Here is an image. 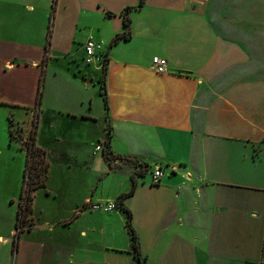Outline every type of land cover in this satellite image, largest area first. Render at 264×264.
Returning <instances> with one entry per match:
<instances>
[{
  "label": "crops",
  "instance_id": "obj_1",
  "mask_svg": "<svg viewBox=\"0 0 264 264\" xmlns=\"http://www.w3.org/2000/svg\"><path fill=\"white\" fill-rule=\"evenodd\" d=\"M140 2L0 0V108L26 138L50 38L37 144L74 170L70 192L77 169L95 157L104 167L67 218L39 225L33 204L35 224L17 250L15 212L9 233L0 227V264H141L126 214L93 208L117 200L141 169L125 158L107 163L96 149L108 123L111 154L148 163L124 201L145 264H262L264 0H145L127 11L131 36L113 42ZM90 37L100 47L89 64ZM157 55L167 72L152 69ZM158 168L165 174L153 183ZM123 169L128 184L119 186Z\"/></svg>",
  "mask_w": 264,
  "mask_h": 264
},
{
  "label": "rangeland",
  "instance_id": "obj_2",
  "mask_svg": "<svg viewBox=\"0 0 264 264\" xmlns=\"http://www.w3.org/2000/svg\"><path fill=\"white\" fill-rule=\"evenodd\" d=\"M9 117L6 115L5 110L0 108V227L2 228L1 230L5 231V234L9 233V229H11L18 212L15 210L18 208V201L22 192L24 168L27 159L26 151L23 149L27 146V137L25 138L22 135L19 139L15 138L13 143L10 142L8 130ZM15 128L19 127L16 126ZM51 162L52 167L50 168L47 186L41 187L35 192V213L33 215L39 225L47 222L50 218H67L72 209L77 207V204L85 196L89 184H91L93 173L102 171V168H104L101 160L95 157L89 162V168L84 166L81 169H77L81 180L77 185H73V187L77 188L76 192H70L69 189L72 186H68L66 178L74 170L65 168V165L68 166V164L59 155L54 154V152H52ZM119 177V186L128 184L127 169L120 171ZM110 188L114 189L107 183L105 190L109 191ZM45 189H49L51 194H46ZM114 204L118 210L119 207L116 200ZM14 226L16 225L14 224Z\"/></svg>",
  "mask_w": 264,
  "mask_h": 264
},
{
  "label": "trees",
  "instance_id": "obj_3",
  "mask_svg": "<svg viewBox=\"0 0 264 264\" xmlns=\"http://www.w3.org/2000/svg\"><path fill=\"white\" fill-rule=\"evenodd\" d=\"M56 4V0H54V6ZM145 4V0H141L139 6H133V7H128L126 12H125V29L121 33L119 32L116 34L113 42H116L118 40L122 39H128L131 36V31H130V18L127 15V11L131 10L135 7H142ZM51 36V28H49V37ZM49 40H47L46 44V56L43 59V71H42V77H41V83L39 87V93H38V103L35 108V117L33 119V127L31 129L30 134L27 135V146L25 149L27 159H26V166L24 168V182H23V187H22V192L21 196L18 201V213L16 217V231H15V241H14V250L18 249V246L20 245L21 237L22 234L26 231L29 230L33 227L35 224V221L31 217V214L33 213V204H34V198H35V192L41 187H46L47 183L49 181L50 177V167H51V161L48 158L47 155V150L40 147L37 144L36 141V135L38 133V125H39V119H40V103H42V87H43V81H44V72L46 71L45 65L47 63V57L49 56ZM112 42V43H113ZM107 55L104 56V73H102L101 76V82H102V91L104 93V96L106 98V73H107ZM0 103H5V102H0ZM106 108H108V104L106 105ZM9 121V129H10V142L13 143L14 139H19L23 135L24 129L22 126L15 122L14 116L11 115L8 118ZM19 128H15V127ZM111 137H112V132H111V125L108 123V133L107 136L105 137L103 141V156L104 159L108 162L111 163L112 159L115 157L118 158H125L128 160H133L136 162L141 169L138 171L134 172L132 174L133 178V185H131L130 189L126 192H123L119 195L118 199L116 200V203L119 207V209L126 214V225L129 230V234L131 237L132 241V251L134 256L138 259V261L141 264H145V258L143 257L140 249V243H139V238L137 236V232L135 228L132 225V211L124 205L125 198L132 193H134L136 189V185H138V180H137V175L144 174L146 170L149 169L148 163L141 161L139 159H134L130 157H123L118 154H111ZM49 193V191H47ZM13 201V200H12ZM28 226V227H27Z\"/></svg>",
  "mask_w": 264,
  "mask_h": 264
},
{
  "label": "built area",
  "instance_id": "obj_4",
  "mask_svg": "<svg viewBox=\"0 0 264 264\" xmlns=\"http://www.w3.org/2000/svg\"><path fill=\"white\" fill-rule=\"evenodd\" d=\"M100 47V44L95 40L93 37H90L88 41L85 43V57L84 60L86 63H92L94 58L97 57L98 52L97 49ZM152 69L156 71L157 73H165L168 71V60L166 57L162 56H154L152 59ZM96 149H102L103 146L101 144H98L96 146ZM165 172L163 168H158L156 170H153L152 176H153V183H160L162 181V178L164 176ZM93 208H100L105 210H113L116 208L114 202L108 203L106 206H100L98 204L93 205ZM262 264H264V252L262 257Z\"/></svg>",
  "mask_w": 264,
  "mask_h": 264
}]
</instances>
